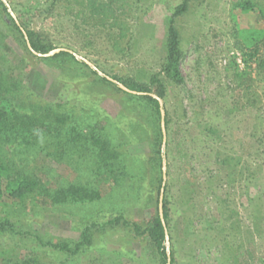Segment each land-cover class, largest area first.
<instances>
[{
  "label": "rangeland",
  "instance_id": "rangeland-1",
  "mask_svg": "<svg viewBox=\"0 0 264 264\" xmlns=\"http://www.w3.org/2000/svg\"><path fill=\"white\" fill-rule=\"evenodd\" d=\"M250 1L264 6V0L112 5L107 10L128 28L120 39L111 21L100 22L104 14L86 10L87 0H71V12L66 0H4L10 11L0 5V69L23 75L26 106L16 102L17 109L51 106L70 120L58 139L42 136L19 151L3 145L0 155L51 189L74 183L99 198L21 216L19 204L4 200L0 222L13 230L0 232V264H160L147 230L160 215L162 189L174 264H264V44L257 53L244 49L233 18L235 4ZM238 20L244 29L263 22L256 11L239 13ZM170 26L179 35L181 84L162 72ZM20 31L33 33L31 41L51 52L69 54L37 55ZM153 79L163 85V98ZM121 85L146 87L160 100L165 144L154 107ZM72 128L85 136L75 149ZM93 134L119 154L113 169L126 173L123 185L114 184L112 167L96 158ZM56 141L65 144L64 155L49 150ZM87 229L90 242L76 253L52 247L66 243L74 251Z\"/></svg>",
  "mask_w": 264,
  "mask_h": 264
},
{
  "label": "trees",
  "instance_id": "trees-1",
  "mask_svg": "<svg viewBox=\"0 0 264 264\" xmlns=\"http://www.w3.org/2000/svg\"><path fill=\"white\" fill-rule=\"evenodd\" d=\"M98 0H87L86 10L90 12L92 16H99L104 14V18L101 19V23L110 22L111 28H118L119 38H126L127 34V24L120 21L119 18L113 12V9L107 10L109 6L120 5L124 7L131 0H99L101 3L96 6ZM71 0H66V10L68 12L73 11L71 7ZM0 5L5 13H9L10 9L4 0H0ZM186 3L180 6L175 16L183 13L186 10ZM111 8V7H110ZM233 18L238 26V32L243 40L245 46L244 49L253 51L257 53L261 44H264V6L256 4L254 2H239L235 4ZM252 11H256L259 14L261 22L259 27L253 28H242L240 27V22L238 20V14H248ZM76 17L80 13L75 14ZM19 30L20 27L17 26ZM22 36L26 39L28 36L30 44L34 52L40 55H47L51 53L45 46L41 44H35L31 41L33 38V33H27L20 31ZM67 52H61L56 55L51 56L50 59H56L65 55ZM181 50L178 32L170 26L169 38H168V57L167 63L164 65L162 72H164L167 77L171 78L178 84L183 82L181 72H180V62H181ZM73 59L76 57L71 55ZM248 64V61H245ZM85 64V63H84ZM86 66V64H85ZM20 67H18L19 69ZM14 69L7 67L0 69V146H12L13 151H19L23 149L22 147H33L37 145L38 139L42 136H53L54 138H59L65 128L66 123L70 120L68 115L59 109H54L49 106H40L32 103H28V112H23L17 109L16 102L19 105H25L23 98L25 96V83L23 75H14ZM243 75V76H242ZM244 74H239L241 78L240 86H245L247 84V78ZM154 84H158L160 88V98L165 96L164 87L158 79H153ZM251 86L249 85L247 89ZM129 89L133 92L140 93L142 99L148 101V103L154 107L156 114L159 118L161 117V106L158 99L151 95V90L140 86L131 85ZM26 106V105H25ZM236 108L228 111L227 114L234 112ZM72 142L75 143L74 148H77V143L80 140H84L85 136L77 133L76 129H71ZM58 141V140H57ZM53 142L49 150L53 152H59L64 155L65 144L62 142ZM90 141L94 143L96 148V158L100 163H104L107 167H112L111 173L113 175L112 180L116 185H123L126 180V173L114 170V161L118 160L119 154L113 150H110L109 143L96 135L90 137ZM53 146V147H52ZM83 147V145H82ZM53 148V149H52ZM255 148V147H254ZM160 154V151L158 152ZM61 160V159H60ZM160 178V179H159ZM156 181L159 185V189L163 183V178L159 177ZM99 198L97 191L88 189L79 184H67L59 185L57 188L51 189L45 185L41 180H39L32 171H25L20 169L11 159L2 157L0 155V205L4 206V200L8 199L12 202L19 204L22 212L19 216L25 215L27 211L41 206L48 205H59L68 202H80V201H94ZM166 203V202H165ZM168 218L166 209L164 210V221ZM118 222V221H117ZM138 230V227H136ZM5 229L13 230L9 221L0 222V232ZM150 239L154 247L157 250V255L160 264H168L169 262V250L167 247V225L163 224V220L157 213L152 219L151 227L147 230ZM90 242L88 229L83 233V241L76 245V249L71 251L69 246L65 243L53 245L55 249L61 251H70L76 253L84 245ZM171 262L174 264L173 255L170 254ZM18 264H35L33 260L28 259L22 261Z\"/></svg>",
  "mask_w": 264,
  "mask_h": 264
},
{
  "label": "water",
  "instance_id": "water-1",
  "mask_svg": "<svg viewBox=\"0 0 264 264\" xmlns=\"http://www.w3.org/2000/svg\"><path fill=\"white\" fill-rule=\"evenodd\" d=\"M29 47L32 50V48H31L30 45H29ZM61 52H67V51L66 50H55V51L51 52L50 55H47V56H53V55H56V54L61 53ZM35 54H37V53H35ZM37 55H39V54H37ZM40 56H42V55H40ZM120 87H121V89H123L127 93H132V94H135V95H141L140 93H136V92L130 91L129 89H127L126 87H124L122 85ZM158 101H159L160 106H162L160 100H158ZM165 116H166L165 111L163 109H161L162 133H163V137H164V140H163L164 144L166 143V139H167ZM164 175H165V173H164ZM163 205H164V190L162 189L161 190V196H160V205H159V208H160L161 219L163 220V224L166 226V224L164 222V219H163ZM168 262H169L168 264H170V262H171L170 254H169V261Z\"/></svg>",
  "mask_w": 264,
  "mask_h": 264
}]
</instances>
